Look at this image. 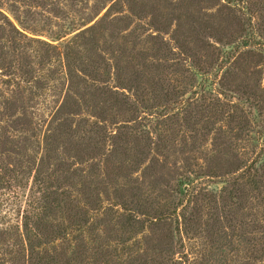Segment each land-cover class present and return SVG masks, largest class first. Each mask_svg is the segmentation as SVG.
<instances>
[{
    "label": "rangeland",
    "instance_id": "rangeland-1",
    "mask_svg": "<svg viewBox=\"0 0 264 264\" xmlns=\"http://www.w3.org/2000/svg\"><path fill=\"white\" fill-rule=\"evenodd\" d=\"M114 1L119 0H0V100L4 95L16 96L18 99L21 97L12 110L0 114V137L5 135L9 139H15L18 143L14 146L21 147L25 143L24 136H27L29 144L36 140L40 145L36 156L44 154L42 144L47 134L48 122L67 90L65 46L71 44L79 32L103 15ZM144 1L146 5L140 6L142 9L139 18H131L127 27H124V22L114 27L121 33L117 37L120 42L124 40V34L133 33V48L142 54L147 64L156 60L161 64L153 86H146L141 101H135L139 104L137 118L132 119L129 113H124L115 115L116 119L106 115L101 120L82 111L74 115V120L84 117L99 120L108 135L118 132L117 128L121 129L123 125L126 126L122 128L124 133L130 132L131 135L132 130L136 129L149 136L152 148L150 154L158 160L150 168L149 159H146L134 170H129L128 163L120 153H110L112 138L106 137L100 143L101 153L94 157L93 163H99L100 178L104 177L105 168L108 167L110 197L114 187L135 186V180L138 179L144 183L141 191H144V197H149V206L160 209L173 200L171 196L177 195L173 185L182 181L185 183L181 189L187 192L183 202L191 193H198L200 196L197 201L199 215L186 227L178 225L179 231L176 230L177 222L171 220L169 227L162 230L157 228L159 231L155 230L154 235L148 234L151 233V220L154 219L136 210L133 212L135 220L131 225L125 221L123 225L117 224L114 220L110 226L113 229L106 231H103L105 227L97 225V219L102 217L98 213L93 216L90 224L83 227L81 234L89 239L94 231L100 230L97 242L102 247L95 250V253L88 249L83 255L86 258L82 264H142L139 259L151 253L150 256L159 258L161 264H264V192L258 194L250 184H245L243 188L241 178L205 175L207 170L218 172L214 164L218 162L220 153L226 150L221 146L222 141L226 147L228 143L233 152L247 161V164L259 158L257 165L264 166V104L236 91L234 81L240 82L243 77L246 82L241 71L247 66L245 62L238 67L232 65V59L244 50L252 49L260 53L262 58L256 65L259 69L257 84L264 89V13L257 11L252 18H247L249 23L245 24L244 32H238L236 26L228 25L224 20L220 29L227 32V37L218 41L210 33L203 36L206 42L214 46V53L211 54L212 57H207L199 52L202 57L195 63L193 59L178 53L177 45L172 39L175 21L166 30L158 31L150 22L152 15L147 13L150 8L158 10V7L151 4L159 3L163 12L171 18L176 16L173 12H176L177 6L172 5L170 11V7L163 9L165 0ZM184 3L192 5L182 13L187 23L192 14L203 15L197 12L200 7L203 8L202 12H215L217 9L216 5H212V0H185ZM242 10L243 3L237 7L240 16H244ZM121 11L127 13L125 4ZM113 15H117L115 9L110 10V16ZM6 18L23 35L15 34L17 37L11 40L12 26ZM251 32V38L257 43L239 46L250 37ZM110 33L109 27L103 31V38L96 43L91 41V46H86L80 39L76 44H71L73 51L70 62L79 74V68L85 69L93 65L101 80L113 87L116 85L117 66L121 70L126 64V53H121L117 44L110 50H104L113 46L108 43L114 42ZM155 41H164L174 54L165 52L152 57L151 53H155L152 49ZM229 71L238 75L234 77ZM221 82L225 85H221ZM167 89L173 94L168 95L165 91ZM118 90L135 99L131 90ZM262 95L264 98V91ZM173 97L179 103L174 102ZM259 103L261 110L257 107ZM20 106L26 110L32 122L30 125H21L19 129H12L11 124L20 115ZM191 124H194V130ZM161 142L167 143L171 148L170 153L166 154L167 161L154 151L156 143ZM164 161L168 162L166 166H162ZM83 166L88 167L86 164ZM167 167L170 171L164 172ZM25 174L28 179L27 173ZM31 181L32 177L17 194L10 192L1 197L9 202L1 206L0 211L6 212L3 215L11 225L19 224L21 227V208L25 205L26 196L32 195L31 187L34 189ZM163 182L167 184L164 185ZM231 188H235L232 197L229 192ZM100 197L102 206L96 211L111 204L113 215L118 214L116 211L124 212L105 194ZM210 199L213 200L211 203ZM225 204L227 207L223 209ZM170 206L171 204L167 208ZM182 211V206H178L177 212ZM216 213V220L210 218ZM181 220L179 217V221ZM164 232L167 237L158 245V239L164 237ZM74 235L77 234L70 232L62 240L42 244L40 250H48L54 255V250L60 252L63 246L69 245L71 249ZM70 249L67 250L68 254L65 252L58 258L57 264H80L82 255L77 258V254H72L74 252L71 253Z\"/></svg>",
    "mask_w": 264,
    "mask_h": 264
},
{
    "label": "trees",
    "instance_id": "trees-1",
    "mask_svg": "<svg viewBox=\"0 0 264 264\" xmlns=\"http://www.w3.org/2000/svg\"><path fill=\"white\" fill-rule=\"evenodd\" d=\"M184 1L165 0L166 4L163 9L170 7L171 11L172 5L177 6L176 12H173L176 16L171 18L163 12L159 3L151 4L158 7V10L150 8L147 13L150 12L152 15L150 22L158 31L166 30L172 21H175L172 39L177 45L178 53L193 59L195 63L202 57L201 54H198L199 52L204 53L207 57H212L211 54L214 53V46L206 42L203 36L210 33L218 41H222L223 37H227V32L220 29L224 20L228 25L233 24V26H236L238 32H244L246 30L245 24L249 23L247 18H252L253 13L257 11L264 13V0H223V2L212 0V5L217 6L215 12H202L203 8L200 7L197 12L203 15L194 13L189 19V23H187L183 19L182 13L186 12L192 5L188 6ZM145 3L144 0L114 1L113 5H110L103 15L79 32L71 43L76 44V41L80 39V42H83L86 46H91V41L96 43L100 38H103V31L110 27V37L114 39V42L108 43L113 46L104 48V50H110L116 47L117 44L121 53H124V51L126 53V64L123 69L120 70L117 66L115 86L109 87L106 85L93 65L85 69L79 68L81 74L77 73L70 62L73 47L71 44L65 46L68 49L66 51L65 48L64 51L67 90L62 102L48 122L47 134H45L42 144L44 154L39 157L36 156L40 145L36 143V140L29 144L27 136H24L25 143L21 147L14 146L18 143L15 139H9L5 135L3 138L0 137V207L9 204L7 200L1 199L2 195H8L10 192L17 194L27 185V181L29 183L30 177H32L31 183L34 187V189L31 187L32 195L26 196L25 205L21 208V227L19 224H9L4 216L6 212L2 213L0 211V225H2L0 227V264H57L58 258L63 253L68 254L67 250L70 249V246H63L60 252L54 250V255H51L48 250H40L41 245L62 240L70 232L77 234L73 236L71 253L77 254V258L82 255L80 259V264H82L86 258H83V255L88 249H92L95 253V250L102 247L97 242V239L100 238V230L94 231V235H90L89 239L81 234L83 233V227L90 224L93 216L98 213L102 217L97 219V225L105 227L103 231H106L113 229L110 226L114 220L117 224L123 225L125 221L128 225H131L135 220L133 212L136 210L140 214H145L150 219H154L151 220L153 224V227L150 228L151 233H148L154 235L155 230L159 231L157 228L162 230L167 226L169 227L171 220L177 222L176 230L179 231L178 225L181 224V227H186L198 217L200 207L197 201H199L200 196H198V193H191L188 195V199L183 202L187 192H183L181 189L185 183L182 181L173 185L177 195L171 196L173 200L160 209L149 206V197H144L146 195L144 191H141L144 183L139 182L138 179L135 180L137 182L135 186L130 185L122 188L113 186V195L110 197L108 192L109 183L107 182L109 169L108 167L105 168L104 177L100 178L99 163H93L94 157L101 153L100 143L105 141L106 137L112 138L113 145H111L112 150H110V153L115 151L120 153L124 161L128 163L129 170H134L137 165L145 162L146 159H149L150 165L148 166L150 168L154 165L152 163H156L158 160L150 154L152 148L149 136L136 129L132 130L131 135L130 132L124 133L122 128L126 126L123 125L121 129L117 128L118 132L108 135L99 120H89L85 117L74 120V115L80 114L82 111L101 120L106 115L116 119L115 115L124 113H129L132 119L137 118L139 104L135 101L137 99L141 101V95L144 93L146 86H153V80L158 76L161 64L157 60L147 64L142 58V54L133 48L135 46L133 33L124 34V40L120 42L117 37L121 33L117 32L114 27H117L120 22H124V27H127L131 18H139L142 9L140 6L145 7ZM241 3H243L244 10H242V14L244 16L237 13V7ZM124 4L127 13H121ZM111 9H115L116 16H110ZM6 20L12 26L11 40H15L17 37L15 34L23 35L14 24L7 18ZM262 26L264 27V17ZM251 37H253V32L239 46H251L257 43ZM154 43L155 46L152 49L155 53H151L152 57H158L165 52L174 54L173 50L167 48L164 41H155ZM74 52H77V50H74ZM261 58L260 53L247 49L232 59V65L238 67L245 62L247 66L244 71H241L246 77V82L243 77H241L240 82L234 81L236 91L264 104L262 95L264 89L257 84L259 69L256 68V65L261 61ZM225 62L228 63L229 61ZM229 73L234 74V77L238 75L230 71ZM150 75H152L151 79ZM221 85H225L224 82H221ZM118 88L131 90L135 99H131L129 95L119 91ZM165 91L168 95L173 94L168 89ZM20 98L4 95L0 100V114L12 110L20 102ZM172 100L179 103L176 97H173ZM260 103L257 106L259 110H261ZM20 111L21 116H17V119L13 121L11 124L12 129H19L22 127L21 125L32 122L26 110L21 106ZM243 121L246 122V120ZM192 127H194V124H191ZM192 129L194 130V128ZM192 137L194 138V136ZM33 143L36 144L33 145ZM223 143L225 142L222 141L221 146L225 147L226 150L220 153L218 162L214 164L218 168V172L207 170L205 175L241 178L243 179V188L245 184H250L258 194H262L264 192V166L257 165L260 161L259 158L247 164V161H243L239 155L233 152L228 143V147ZM170 150L171 148L167 143L163 144L162 142L161 144L156 143L154 149L155 152L165 158ZM165 160L167 161V158ZM167 163L164 161L162 166H166ZM84 164L88 167L85 168ZM169 171L168 167L167 170H164V172ZM25 173H27L28 179L25 178ZM163 183L164 185L167 184V182ZM229 192L231 193L230 197H232L235 194V188H231ZM102 194H105L110 200L112 199L114 205H119L124 212L116 211L118 214L113 215L111 204L107 208L104 207L103 210L96 211L102 206L100 197ZM212 201L210 199V203ZM170 204L171 206L167 208ZM178 206H182L183 211L181 213L177 212ZM226 207L225 204L223 209H226ZM92 211L95 212L92 214ZM227 212H230V210H227ZM186 214L189 216H186ZM179 217L182 218L181 221H179ZM210 218L216 220L217 213L210 216ZM166 235L165 232L162 234L164 237L158 239V245L164 241ZM151 254H145L142 259H139L142 260V264H161V260L150 256ZM134 261L136 262V259Z\"/></svg>",
    "mask_w": 264,
    "mask_h": 264
}]
</instances>
